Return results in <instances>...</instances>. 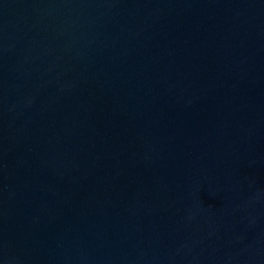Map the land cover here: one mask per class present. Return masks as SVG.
<instances>
[{"label":"water","instance_id":"obj_1","mask_svg":"<svg viewBox=\"0 0 264 264\" xmlns=\"http://www.w3.org/2000/svg\"><path fill=\"white\" fill-rule=\"evenodd\" d=\"M0 264H264V0H0Z\"/></svg>","mask_w":264,"mask_h":264}]
</instances>
